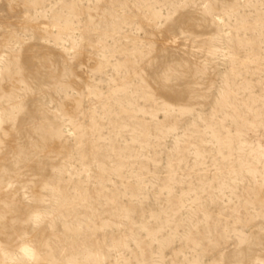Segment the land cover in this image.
I'll use <instances>...</instances> for the list:
<instances>
[{
  "label": "rangeland",
  "instance_id": "obj_1",
  "mask_svg": "<svg viewBox=\"0 0 264 264\" xmlns=\"http://www.w3.org/2000/svg\"><path fill=\"white\" fill-rule=\"evenodd\" d=\"M0 264H264V0H0Z\"/></svg>",
  "mask_w": 264,
  "mask_h": 264
},
{
  "label": "bare ground",
  "instance_id": "obj_2",
  "mask_svg": "<svg viewBox=\"0 0 264 264\" xmlns=\"http://www.w3.org/2000/svg\"><path fill=\"white\" fill-rule=\"evenodd\" d=\"M0 186H1V183H0Z\"/></svg>",
  "mask_w": 264,
  "mask_h": 264
}]
</instances>
